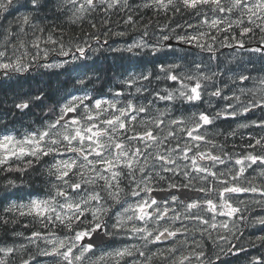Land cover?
<instances>
[{"label": "snow or ice", "instance_id": "1", "mask_svg": "<svg viewBox=\"0 0 264 264\" xmlns=\"http://www.w3.org/2000/svg\"><path fill=\"white\" fill-rule=\"evenodd\" d=\"M141 9L164 15L168 23L159 27L167 34L150 42L151 21L142 23ZM182 9L196 22L172 27ZM116 10L125 14L117 27L122 23L141 34L122 47L109 46L111 51L129 60L164 48L175 55L176 40L207 53V61L185 63L186 56H177L158 64L155 76L129 73L123 88L109 89L111 98L94 97L80 80L83 95L69 93L24 131L9 130L0 120L3 198L20 189L26 175L38 173L44 184L27 203L11 201L3 208L0 226L31 217L39 228L25 224L29 234L0 237V264H264V251L253 256L249 247L233 243L242 229H252L261 234L248 244L264 248V134L249 133L241 154L206 131L215 120L257 111L261 118L238 127L264 130V0H0V74L26 72L54 52L65 58L62 64L42 67L81 60L92 50L90 40L108 45L91 20L93 32L66 40L63 29L45 23L50 14L74 25L99 13L103 35L123 37L127 31L109 27ZM217 44L248 58L235 56L233 67L217 63ZM153 79L173 87L153 88ZM202 96L221 99L223 108L173 118L170 107H157ZM41 100L20 99L13 108L25 114ZM161 183L167 192L158 201L153 194Z\"/></svg>", "mask_w": 264, "mask_h": 264}, {"label": "trees", "instance_id": "2", "mask_svg": "<svg viewBox=\"0 0 264 264\" xmlns=\"http://www.w3.org/2000/svg\"><path fill=\"white\" fill-rule=\"evenodd\" d=\"M141 0H129L130 4L140 3ZM124 13L116 10L111 14V21L109 27L112 28L113 31H127L128 35L123 37L113 36L109 33L107 36L103 35L104 29L102 27V14H96L94 16L86 18L82 22H78L77 24H71L66 20V17H51L50 20L45 21L46 24L51 25L52 27H56L58 29H63L65 39L67 40L69 37H83L85 33L93 32L94 30L91 28L89 20L96 23L97 28L101 29L99 35L101 36V40L107 39L109 45H105L103 47H98L95 41H89L92 45V50L88 52L86 58L81 60H77L75 63H70L63 68H44L41 66L44 60L34 65V69L31 71H27L26 73H10L8 78L0 75V120H3L8 124L9 130H19L24 131L28 129L30 126L39 125L41 118L47 113L49 107L57 104L58 101L62 102L64 97H66L69 93L75 95H83L84 94V86L80 85L78 81L84 80L87 86V90L94 97H98L99 95L109 96V89H120L123 88L124 85L122 81H124L129 73L135 72H143L151 70L155 74L158 73L157 65L165 62L166 57L168 58V54H173V49H162L159 53L155 54V56H143L139 59L133 58L129 60L128 54L124 53H115L110 50L109 46L112 47L114 43H130L131 40L140 36V31L133 32L128 26L120 24L119 27L116 25L120 23L124 17ZM138 17H143L142 23H148L151 21V27L149 28V37L151 42H155L160 39L161 31L159 26H163L168 23V19L164 15L154 14L151 10L141 9L138 12ZM191 22L195 23V19L189 13L181 10V13L177 14L175 19L172 21L171 26L175 27L176 23H184ZM141 28V24L137 25V29ZM165 34V32L163 33ZM183 34V33H179ZM130 37V38H129ZM117 39V40H116ZM175 41V40H172ZM113 43V44H112ZM166 42L165 44H167ZM180 46L173 45L175 54L177 56H186L185 63L188 60H200L203 59L205 62L207 61V53L202 52L199 49H196L194 46L185 45L182 42H179ZM183 45V46H182ZM97 48H96V47ZM95 47V48H93ZM99 48V49H98ZM218 52H217V62H221L223 64H227L229 67H233L235 63L238 61L234 60L235 56L243 57V59L247 60L244 57V52L234 49H226L227 47L220 48L219 44H217ZM101 49V50H100ZM98 50V51H96ZM105 50V51H104ZM109 50V51H108ZM166 53V54H165ZM238 54V55H237ZM59 55L57 52L51 53L50 56ZM152 60V61H151ZM42 62V63H41ZM176 62L175 59H171L166 63ZM231 62V63H230ZM41 63V64H40ZM158 63V64H157ZM259 67V64H257ZM92 82V83H91ZM113 82L115 83V87L112 88ZM103 83V84H102ZM169 84L158 82L156 80H152V87L156 89H163L165 87H173L172 82H168ZM5 84V85H4ZM112 85V86H111ZM114 91V90H113ZM227 94V93H226ZM42 96L41 101H37L31 107L30 110H27L25 114L20 113L16 109L13 108V103L18 102L20 99H27L29 97ZM208 96H202L201 101L193 102L192 108L195 109L199 106L201 111L207 112L209 115H212L214 111L221 110L224 106V101L219 98H213L210 100ZM210 101V102H209ZM181 102V101H180ZM175 103V102H174ZM170 104L167 107L171 109L172 117L188 115L190 117L194 112L193 110H189L187 108L180 107L179 104ZM209 104L213 107H210ZM165 102H160L157 107L163 109L165 108ZM183 108V109H182ZM174 110V111H173ZM197 111L196 113H199ZM7 115V116H6ZM256 117H260L262 115H258L255 113L251 115V120ZM219 120V119H218ZM224 120H220L215 122L212 127L216 126L218 123H222ZM211 128V127H208ZM235 129L237 132H240L239 127L236 126ZM207 130V129H206ZM204 131V130H203ZM261 129H247V133L259 136L263 134L260 132ZM254 132V133H253ZM242 134V133H241ZM243 139L239 140L237 137V133L235 136L229 135H221L220 139L225 141L231 140L227 142L231 151H235L237 153H243V151H239V147L244 146L248 143L247 136ZM235 146V147H233ZM3 176V175H2ZM4 177V176H3ZM10 178L15 179V175ZM19 183V181H18ZM43 185V186H42ZM157 186H160L157 185ZM44 184L42 179L39 177L38 173H33L32 175H26L24 177V183L20 189H11L10 193L15 195L16 193L21 195L32 194L40 192L43 190ZM15 192H14V191ZM20 190V191H19ZM2 183H0V195L3 194ZM5 192V190H4ZM13 192V193H12ZM24 193V194H23ZM26 193V194H25ZM1 199V198H0ZM10 200L11 198H6ZM17 199V198H16ZM254 214H259V211L256 210ZM0 215H3V211L0 210ZM26 218V220H23ZM18 227H23L25 224L31 225V230H37L38 223H31L29 221V217H21L18 218V223H16ZM11 224L6 228L0 226V237H5L6 234L10 235L11 232H16V227ZM35 227V228H34ZM11 229V230H10ZM252 232L253 237L248 233L243 232L241 236L242 242L246 247H249L250 255H259L260 252L264 251V248H261L257 245L256 248H251L248 244L249 240L254 241L256 234L253 233L252 229H247ZM7 231V232H5ZM245 257H241L242 260ZM234 261V260H233Z\"/></svg>", "mask_w": 264, "mask_h": 264}, {"label": "bare ground", "instance_id": "3", "mask_svg": "<svg viewBox=\"0 0 264 264\" xmlns=\"http://www.w3.org/2000/svg\"><path fill=\"white\" fill-rule=\"evenodd\" d=\"M67 20V19H66ZM165 34H167L166 32H165ZM161 35H163V33L161 34ZM117 37V36H116ZM130 38V37H129ZM117 40V39H116ZM121 43V42H120ZM123 43V42H122ZM164 43H166V42H164ZM110 44V43H109ZM108 44V45H109ZM113 44V43H112ZM115 46V45H114ZM122 46V45H121ZM183 46V45H182ZM96 47V46H95ZM95 47H93V48H95ZM99 47V46H98ZM97 48V47H96ZM99 49V48H98ZM226 49H229V48H226ZM101 50V49H100ZM96 51H98V50H96ZM105 51V50H104ZM109 51V50H108ZM166 54V53H165ZM177 57V54H175V55H173L172 53H169L168 54V58L166 57V59H165V62L164 63H166L167 61H169V60H171V59H175ZM152 61V60H151ZM42 63V62H41ZM40 63V64H41ZM43 63H44V61H43ZM42 63V64H43ZM158 64V63H157ZM160 64H161V62H160ZM36 66V65H35ZM32 69H34V67H32ZM31 69V70H32ZM139 70H141V71H144V70H142V69H139ZM29 71V70H28ZM147 71H151V70H147ZM158 71V70H157ZM27 72V71H26ZM26 72H24V73H26ZM153 72V71H152ZM158 74V73H157ZM153 75L155 76L156 74L153 72ZM155 80V79H154ZM92 83V82H91ZM162 83H165V82H162ZM103 84V83H102ZM166 84H169L168 82H166ZM5 85V84H4ZM112 86V85H111ZM115 87V83L113 82V86H112V88H114ZM212 89L211 88H209V91H211ZM112 92H114L113 90H112ZM209 99H213V98H209ZM176 104H179L180 103V107L182 106L183 108H187V109H189L190 111L191 110H195V107L194 108H192V105H190V103H186L185 101H181L180 102V100H177L176 102H175ZM174 103V104H175ZM182 108V109H183ZM197 110H200V108H199V106L196 108ZM174 111V110H173ZM196 113V112H195ZM258 115H262L259 111H257L256 112ZM7 116V115H6ZM249 118H252V117H249ZM255 118H260V117H256V115H255ZM224 123V124H223ZM227 125V122H226V120H224L222 123H218L216 126H214V127H212V125L211 126H208V127H211V128H208V130H209V132H211V133H217V131L218 130H221V129H223V127H224V125ZM234 124V123H233ZM226 127V126H225ZM235 127H236V125H235ZM227 128V127H226ZM203 131V130H202ZM235 131L237 132V130L235 129ZM241 131H243V130H241ZM237 132V133H242V132ZM224 132V131H223ZM245 133H247V130H245ZM254 133V132H253ZM263 133V132H262ZM248 134V133H247ZM223 144H225L226 145V148H227V150L228 151H231V149L229 148V146H228V144L227 143H223ZM43 186V185H42ZM159 189H163V188H158V190L156 191V192H154V196H155V198L156 199H158V200H162V199H164V198H166V195L164 196V197H160L159 196V194H158V192L160 191ZM14 191V190H13ZM20 191V190H19ZM164 191H167V189H164ZM15 192V191H14ZM13 193V192H12ZM20 194V193H19ZM24 194V193H23ZM26 194V193H25ZM28 195H30V193L28 194ZM30 197V196H29ZM14 198V197H13ZM23 220H26V218H23ZM18 223V222H17ZM36 223V222H35ZM33 224V223H32ZM12 226V225H11ZM14 226H16V225H14ZM19 226V225H18ZM35 228V227H34ZM11 230V229H10ZM16 232H18V228L16 227ZM243 230V232H245V233H248L249 235H251V237H253V235H252V232H250V231H248L247 229H242ZM5 232H7V231H5ZM253 233L254 234H256V232H254L253 231ZM261 234V233H260Z\"/></svg>", "mask_w": 264, "mask_h": 264}, {"label": "rangeland", "instance_id": "4", "mask_svg": "<svg viewBox=\"0 0 264 264\" xmlns=\"http://www.w3.org/2000/svg\"><path fill=\"white\" fill-rule=\"evenodd\" d=\"M162 34V33H161ZM139 37H137V38H135V39H138ZM150 40V39H149ZM132 42V41H131ZM130 42V43H131ZM151 42V41H150ZM171 43L173 44V45H177V46H180L179 45V42H177L176 40L175 41H171ZM115 45V46H114ZM123 45H125V43H114L113 45H112V47L113 48H116V47H122ZM176 54H178V53H176ZM238 55V54H237ZM246 59L248 58V56H244ZM55 63L56 64H61V61L60 60H57V61H55ZM131 73H132V71H131ZM117 90H119L118 88H116V89H114V92L115 91H117ZM206 100H210V99H206ZM176 102V101H175ZM186 102V101H185ZM186 103H189V102H186ZM190 105H194V103L192 102V103H190ZM167 106V105H166ZM165 106V107H166ZM197 111H201V110H197ZM193 112L195 113L196 112V109L195 110H193ZM181 116H183V117H185V118H188L187 116L188 115H181ZM175 117H180V116H175ZM175 117H173V118H175ZM250 119L251 118H249V116H247L246 118L244 117V118H242L241 120H233L232 118H228V119H224V118H221V119H219V120H215V122H218V121H220V120H226V122H231V121H233V126H238L239 124H244V123H248L249 121H250ZM256 119H259V118H255L254 120H256ZM215 122H214V124H215ZM224 124V123H223ZM227 126H228V123H227ZM248 128H239V130L241 131V130H243V131H241L242 132V134L241 133H237L236 131V133H237V137L239 138V140H241V139H243V136L244 137H246V135H248L247 133H245V130H247ZM222 130V132L223 131H226V128L224 127L223 129H221ZM221 130H218L217 131V134L218 133H220L221 132ZM208 133H209V138H212V137H215L220 143H221V141H220V139H219V137H217L216 135L217 134H214V133H211V132H209V130H208V128H207V130H206ZM264 130H261L260 132H263ZM224 133V132H223ZM231 140H227V139H225V141H224V143H227V142H230ZM244 150V146H241V147H239V151H243ZM251 175L252 176H255V173H249V176L251 177ZM162 185V184H161ZM44 188V187H43ZM161 200V199H160ZM28 201V200H27ZM27 201H24L23 203H27ZM256 235H260V232H256ZM94 257V256H93Z\"/></svg>", "mask_w": 264, "mask_h": 264}, {"label": "flooded vegetation", "instance_id": "5", "mask_svg": "<svg viewBox=\"0 0 264 264\" xmlns=\"http://www.w3.org/2000/svg\"><path fill=\"white\" fill-rule=\"evenodd\" d=\"M252 46H255V44L253 43V45ZM245 55L244 56H248V54L247 53H244ZM251 115H253V114H249L248 116L249 117H252ZM242 118H244V117H239V120H241ZM228 123V126L225 124L224 125V127L226 128V131H224V133L222 132V130H221V132L220 133H214V134H217V135H228V133H230V132H232L233 130H235V126H233V121H231V122H227ZM223 127V128H224ZM250 129H253V130H256L257 128H250ZM263 134H264V131H263ZM220 141H222L221 139H220ZM221 143H224V142H221ZM162 184V187H160V188H163V189H167V185H165V184H163V183H161ZM197 186H199V185H197ZM158 189V188H157ZM2 196V195H1ZM15 196V197H14ZM10 195V196H7V198H20V195L19 194H15V195ZM30 195H27L26 197H29ZM1 198V197H0ZM240 199H247V197H245V196H241L240 197ZM158 200V199H157ZM159 201V200H158ZM1 202V201H0ZM0 207H3V206H1L0 205ZM64 233L62 232V235H63ZM119 239V238H118ZM124 243H138V241H136V240H133V239H124V241H123ZM233 243H237V246H239V244H243V242H242V238H241V236H240V238H239V242H237V241H233ZM114 246H116V247H119L120 246V244L119 243H117V244H115ZM160 247H163V245H160ZM153 250H155V249H153ZM100 255V252H96L95 253V255H93L92 257H91V259L92 260H95L96 259V257L97 256H99ZM231 259V258H230ZM243 259H246V258H243ZM242 259V260H243ZM232 264H239V261L238 260H234V261H232Z\"/></svg>", "mask_w": 264, "mask_h": 264}, {"label": "water", "instance_id": "6", "mask_svg": "<svg viewBox=\"0 0 264 264\" xmlns=\"http://www.w3.org/2000/svg\"><path fill=\"white\" fill-rule=\"evenodd\" d=\"M188 191H191V189H188ZM167 191H159L158 194L160 197H164L166 195Z\"/></svg>", "mask_w": 264, "mask_h": 264}]
</instances>
